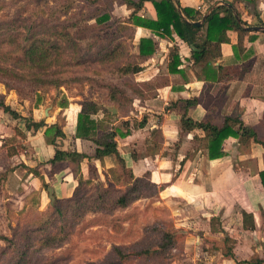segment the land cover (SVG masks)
<instances>
[{
    "label": "crops",
    "instance_id": "1",
    "mask_svg": "<svg viewBox=\"0 0 264 264\" xmlns=\"http://www.w3.org/2000/svg\"><path fill=\"white\" fill-rule=\"evenodd\" d=\"M179 3L200 12L201 20L219 5L228 4L248 32L240 39L237 31H228L222 55L210 65L195 64L191 47L176 34L160 37L151 29L128 23L132 10L116 3L110 22L120 20L132 28L133 35L128 38L131 53L139 54V44L145 38L154 40L156 52L139 61L140 72L130 74L129 83L140 90L130 94V111L121 102L119 106L100 103L104 108L93 116L98 122L97 143L77 138V126L81 103L87 99L99 103V93L66 94L67 105L43 108L17 101L15 108L10 95L6 104L22 120L10 118L0 107V236L11 234L8 210H24L31 193L39 194L41 209L49 207L53 197H72L80 178H89V158L98 170L99 181L107 187L112 179L109 171L119 168L120 163L114 154L98 158L97 151L117 143L134 178L147 177L158 187L157 203L168 207L171 224L183 236L179 248L188 264H264V188L260 179L264 146L254 141L244 144L231 136L224 141L225 155L210 159L205 133L200 129L185 131L180 114L166 111L178 100L197 99L188 112L194 122L209 118L221 124L226 116H238L264 140V30L249 29L264 28V0ZM138 16L155 20L157 12L146 2ZM176 48L181 63L179 71L171 72V53ZM249 65L243 77L219 79L223 68L239 67L241 72ZM117 84H108L109 90L102 94L107 100L111 99L110 86ZM111 108H116V114ZM30 122L44 125L28 129ZM57 128L64 137H56ZM16 129L26 137H20ZM56 149L86 156L78 176L75 165L69 162H62L52 175L49 162ZM10 152L14 154L9 156Z\"/></svg>",
    "mask_w": 264,
    "mask_h": 264
},
{
    "label": "trees",
    "instance_id": "2",
    "mask_svg": "<svg viewBox=\"0 0 264 264\" xmlns=\"http://www.w3.org/2000/svg\"><path fill=\"white\" fill-rule=\"evenodd\" d=\"M84 1L95 10L91 20L99 25H107V27L113 28L112 35H114V37L110 40L111 42H108L107 45L100 48L98 53H96L98 56L96 59L102 63H108L112 67L118 65L127 52H129L126 42L121 40L122 37L130 38L133 35L132 28L125 23L111 27L110 15L116 3H122L126 5L128 9L132 10L128 23L151 29L160 37H173V35L176 34L182 41L191 47L192 60L195 64L204 63L210 65L213 60L219 58L222 55V44L229 40L227 35L228 31H237L240 39L248 32L240 25L241 20L239 21V14L235 15L234 11L225 4L216 7L207 17L204 25L195 26L193 23L200 21L203 15L194 9L182 8L179 0ZM146 2H150L154 6L157 12V19L152 20L138 16V13L143 9ZM179 9H182L184 17ZM242 23L248 25L245 21H242ZM262 25L264 26V24ZM2 26L3 25L0 24V79H8L16 82V79H19L16 69L3 65L6 61L16 65V33L5 30ZM128 31H130V34H127ZM106 32H108V30ZM116 38H118V42L115 43ZM47 43L49 42L46 38L38 36L28 46L24 55H35L38 57L41 55L39 51L43 53L42 55H49L53 47L49 46L48 49ZM7 45L13 47L10 49L4 48ZM155 52L156 43L154 40L150 38L142 39L139 44V54H132L137 62H130L119 66V72L123 75L140 72L142 67L139 66V61L151 57ZM171 57L173 61L170 64V71L177 72L179 71L178 67L181 63L177 48L172 51ZM250 66L251 65L245 67L241 72L239 71V67L232 66L223 68V73L220 75L219 79L226 78L230 80L235 77H243ZM63 85L64 84L60 83L58 86L62 87ZM127 85L134 90L133 92L140 91L135 84L127 83ZM119 94H121V90L118 85L110 86V102H115V104L122 103V97H119ZM197 101V99L178 100L167 106L166 111H177L180 114L182 126L185 131L200 129L205 133L210 159H216L225 155L223 147L224 141L231 136L240 138V142L244 144H250L251 141H254L264 146V140L260 139L255 130L246 126L238 116H226L221 124L209 118L201 122H194L188 117V112L192 106L197 104ZM61 104L67 105V99ZM81 105L82 109L78 115L77 138L89 139L97 143L98 122L93 116L104 107L100 103L89 99L83 101ZM0 107L4 109L5 114L10 118L22 120L18 112L14 110L12 106L7 105L3 100H0ZM107 116L109 118L111 117L108 111ZM124 124L128 125V122ZM43 125L44 122H30V124H27V128L31 129L34 127L38 130ZM140 125H143V123ZM107 126L110 127V123L107 124ZM16 131L20 137H26L25 134L18 129H16ZM154 134H158V132L154 131ZM55 135L56 137L65 136L62 130L58 128ZM122 135L126 134L122 133ZM13 154L14 152H10L9 156ZM110 154L117 156L120 165L119 168L109 171L112 179L107 187L99 181L98 170L94 166L92 158H89V178H80L79 185L75 189L72 197L53 199L46 211H40L26 222L21 219V215H23L26 210L24 209L18 212L16 224H13V222L10 223L11 234L0 236V239L3 241V245H0V264H44L46 259L44 260L39 257L40 253L50 248L60 247L64 244L68 238V227L71 226L69 224H72V220H78L88 213H96L100 210H104L107 213L126 210L134 200H138L142 197V190L145 187L156 186L147 180V177L134 178L132 171L128 170L126 167V163L118 150L117 143H109L104 150L97 151V157L101 159ZM85 158L86 156L80 152L56 149L54 158L49 162L52 165V175L62 162H69L75 165L74 174L78 176L81 169V161ZM35 173L38 174L37 171ZM126 174H128V181L125 182L127 186L126 190L119 194H114L112 191L113 184H117ZM260 179L264 188V171L260 173ZM143 183L145 184L143 185ZM44 187H48V185L44 184ZM36 195H38L40 200L39 194L36 192L27 196V200H30ZM39 205L40 203H38V206ZM12 213V210H8L10 221ZM169 225L171 231L165 230L161 233L162 236L160 237L161 241L159 247H156L154 243H150L140 248V250L135 252L131 251L126 254L123 247L115 246L113 252L116 253L117 257H119L122 262L130 258L137 259L143 256L149 258L158 256L162 258L167 252L179 248L183 237L172 224ZM158 242L159 240H157V243ZM110 261H112V258Z\"/></svg>",
    "mask_w": 264,
    "mask_h": 264
},
{
    "label": "rangeland",
    "instance_id": "3",
    "mask_svg": "<svg viewBox=\"0 0 264 264\" xmlns=\"http://www.w3.org/2000/svg\"><path fill=\"white\" fill-rule=\"evenodd\" d=\"M94 13L84 0H0V24L5 30L16 33V65L7 61L3 65L15 68L19 76L16 82L0 79V100L6 103L11 95L15 108L16 101L27 102L30 108H43L64 102L67 95L76 97L95 92L100 94L99 103L119 106L102 95L109 90V83L118 82L121 106L130 111L133 100L130 94L134 90L126 84L133 75H123L118 67L137 62L131 53L133 48L129 47L128 38L122 37L129 52L118 65L112 67L96 59L98 50L111 42L114 35L113 28L91 20ZM120 23L122 21L115 19L111 27ZM38 36L46 38L48 49L53 47L49 55H42L41 51L38 57L24 55ZM115 40L118 42V38ZM60 83L64 85L58 86ZM127 175L116 182L118 185L113 184L114 194L126 190ZM142 193L126 210L111 213L100 210L72 220L64 244L41 252L39 257L46 259L44 264H188L180 248L167 252L162 258L143 256L123 262L113 252L115 246L123 247L126 254L150 243L159 247L161 233L171 231L170 211L157 203L158 187H145ZM38 203V195L28 200L26 211L21 215L23 221L47 210L48 207L41 209ZM17 214L12 213L13 224H16Z\"/></svg>",
    "mask_w": 264,
    "mask_h": 264
},
{
    "label": "water",
    "instance_id": "4",
    "mask_svg": "<svg viewBox=\"0 0 264 264\" xmlns=\"http://www.w3.org/2000/svg\"><path fill=\"white\" fill-rule=\"evenodd\" d=\"M173 1H175V0H173ZM228 5V4H227ZM229 7H231L230 5H228ZM180 10V12H181V14H182V16L184 17V14H183V12H182V9H179ZM211 12H208L206 15H205V17H204V19L203 20H201V21H199V22H194L193 24L195 25V26H201L203 23H204V21L206 20V18L208 17V15L210 14ZM249 29H257V30H264V28H260V27H256V28H249ZM116 108H111V112L113 113V114H116ZM50 192H52V190H50ZM53 197V196H52ZM53 199H54V197H53Z\"/></svg>",
    "mask_w": 264,
    "mask_h": 264
}]
</instances>
